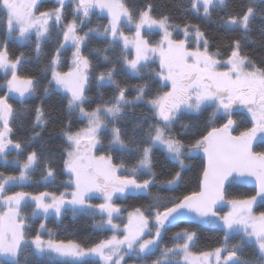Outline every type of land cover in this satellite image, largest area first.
<instances>
[{"label":"snow or ice","instance_id":"1","mask_svg":"<svg viewBox=\"0 0 264 264\" xmlns=\"http://www.w3.org/2000/svg\"><path fill=\"white\" fill-rule=\"evenodd\" d=\"M42 3L0 0V264H264V0ZM37 170L64 190H23ZM69 210L111 234L58 238ZM202 226L222 237L195 250Z\"/></svg>","mask_w":264,"mask_h":264},{"label":"trees","instance_id":"2","mask_svg":"<svg viewBox=\"0 0 264 264\" xmlns=\"http://www.w3.org/2000/svg\"><path fill=\"white\" fill-rule=\"evenodd\" d=\"M131 2V0H130ZM176 2V0H153V3L156 5V11L157 12H163L171 9L173 7V4ZM138 3H143V0H138ZM241 3V0H230L231 5H238ZM55 5V0H43V3L41 5V10H44L45 8H50ZM178 15V13H174ZM221 15L223 13H220ZM215 18V14H214ZM92 22L93 25L96 23H106L107 19L106 17H99V16H93L92 17ZM259 23V21H257ZM210 32L212 34L219 35L221 33L216 32V26L209 24L208 25ZM5 29L0 26V40H2L5 37ZM158 38V37H156ZM51 45H49V48ZM24 50V51H30V46L29 45H21L19 41L12 40L10 43V51L13 53H18L19 51ZM47 50V49H46ZM41 65V62H38L36 60H29L25 64V69L26 71H32L36 72L38 67ZM66 70V69H65ZM0 77H2V74H0ZM135 82V81H133ZM107 94H110L108 92ZM55 97L49 100V103L55 102ZM207 114H205L206 118ZM80 126V125H77ZM200 157H196L193 161H191V170L187 171L185 173V184H182L180 186V189L178 190L177 194H181L185 191L187 188L188 190H191L196 187V178L198 176L199 170H200ZM0 170H5V171H12L11 168L8 169H3L0 168ZM39 170H37L33 174V182L30 185L25 186L23 190L26 191H31V192H39V191H44V190H56L59 188V185L61 183V180L65 179V177H60L57 179L55 185H48L45 186L42 182L41 183H36V181L39 180ZM15 190H20V189H15ZM60 191H63V188H59ZM254 194V190L251 188L243 187V186H236L234 185L230 190H229V197L230 198H243L248 195ZM99 201L98 199H96ZM96 200H93V203H97ZM141 203L144 201H140ZM138 202L135 200H128L124 202V205L126 208L129 210L136 206ZM257 211H264V207H261L257 205L256 208ZM31 209L30 208H25V213L30 214ZM95 219H99V217H95ZM40 220L37 219L34 221L32 224V234H34L35 229L39 226ZM47 225L49 228H52L57 234L58 238L60 239H78L81 241L88 240V241H95L98 239L105 238L106 236L110 235V232L107 231H102L100 229H97L94 226V218L90 214H85V213H77L75 216H73L72 212L69 210L62 218V221H57L55 216H51L48 218L46 221ZM183 226H188L187 224H182ZM178 228H172L171 231L165 236V240L167 241L168 238L171 236L172 232L177 231ZM199 232V240L196 246L195 250H201L205 249L209 246H215V241L219 238L222 237V233H218L210 226L206 227H201L198 229ZM44 237L47 238V233L44 234ZM249 249H245V253H249ZM29 264H53V262L48 261L46 258L45 259H40L35 256H29L28 258ZM135 258L129 259L128 263L134 262Z\"/></svg>","mask_w":264,"mask_h":264},{"label":"water","instance_id":"3","mask_svg":"<svg viewBox=\"0 0 264 264\" xmlns=\"http://www.w3.org/2000/svg\"><path fill=\"white\" fill-rule=\"evenodd\" d=\"M236 186H243V187L254 189V185L251 183H238V184H236ZM202 227H206V226H202Z\"/></svg>","mask_w":264,"mask_h":264},{"label":"rangeland","instance_id":"4","mask_svg":"<svg viewBox=\"0 0 264 264\" xmlns=\"http://www.w3.org/2000/svg\"><path fill=\"white\" fill-rule=\"evenodd\" d=\"M106 17V16H105ZM96 199H98L99 201H97ZM93 200H96L97 203L101 202L100 198L97 196V197H94ZM93 200H92V203H93ZM128 264H134V262H130Z\"/></svg>","mask_w":264,"mask_h":264}]
</instances>
